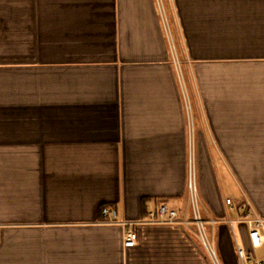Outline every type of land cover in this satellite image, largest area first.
Returning a JSON list of instances; mask_svg holds the SVG:
<instances>
[{"label": "crops", "instance_id": "crops-1", "mask_svg": "<svg viewBox=\"0 0 264 264\" xmlns=\"http://www.w3.org/2000/svg\"><path fill=\"white\" fill-rule=\"evenodd\" d=\"M162 4L190 108L158 0H0V264H212L152 221L185 214L191 152L240 264L227 219L264 217V0Z\"/></svg>", "mask_w": 264, "mask_h": 264}, {"label": "built area", "instance_id": "built-area-1", "mask_svg": "<svg viewBox=\"0 0 264 264\" xmlns=\"http://www.w3.org/2000/svg\"><path fill=\"white\" fill-rule=\"evenodd\" d=\"M159 8L161 11L165 30L170 42V49L173 57V62L176 66L179 74L183 94L186 97V105L190 108L188 102V89L185 83L184 73L182 69L181 60L179 59L177 48L174 41L173 31L170 26L169 18L165 7L162 4V0H158ZM187 210L184 215H181L177 210L170 208L167 204H161L156 213L152 216L153 222L168 223V224H182L190 228L194 234L199 238L201 244L206 251L212 264H223L218 250L215 245L213 235L211 233V227H214L221 220L215 218L211 214L204 213V206L199 192L198 177L195 165V159L193 152L190 153L189 158V170H188V181H187ZM231 198L226 199V204L229 206L233 205ZM107 215L116 216L117 212H109L107 209L104 210ZM232 226L236 223L246 224L248 228V241L249 249L244 245V242L237 241L236 250L240 264H264V255L258 256L256 253L264 248V217L261 215L246 216L237 220L231 218L227 219ZM112 223H114L112 221ZM139 235L138 232L131 229L128 231L125 239L126 247H134L137 244Z\"/></svg>", "mask_w": 264, "mask_h": 264}, {"label": "rangeland", "instance_id": "rangeland-1", "mask_svg": "<svg viewBox=\"0 0 264 264\" xmlns=\"http://www.w3.org/2000/svg\"><path fill=\"white\" fill-rule=\"evenodd\" d=\"M167 15H168V14H167ZM168 18H169L170 25H171V27H172L171 19H170V17H168ZM242 241L244 242L245 247H246L247 249H249L250 247H249V241H248V239H245V238L243 237V240H242ZM256 255H258V256H262V255H264V248H263L261 251H259L258 253H256Z\"/></svg>", "mask_w": 264, "mask_h": 264}]
</instances>
